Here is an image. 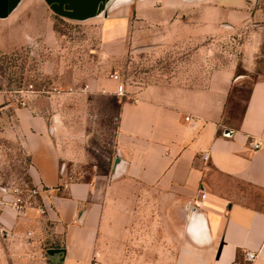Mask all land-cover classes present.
Returning <instances> with one entry per match:
<instances>
[{
	"label": "crops",
	"instance_id": "1",
	"mask_svg": "<svg viewBox=\"0 0 264 264\" xmlns=\"http://www.w3.org/2000/svg\"><path fill=\"white\" fill-rule=\"evenodd\" d=\"M127 3H106L104 44L125 40L133 16L167 31L191 13L208 17L212 30L264 21V0ZM56 12L47 0H18L0 17V56L50 45ZM237 68L231 62L202 85L156 83L129 97L103 79L50 98L29 95L25 106L0 91V140L19 145L29 183L41 190L19 209L0 204V264H264V74L231 124ZM102 114L115 119L106 171L94 129Z\"/></svg>",
	"mask_w": 264,
	"mask_h": 264
},
{
	"label": "rangeland",
	"instance_id": "2",
	"mask_svg": "<svg viewBox=\"0 0 264 264\" xmlns=\"http://www.w3.org/2000/svg\"><path fill=\"white\" fill-rule=\"evenodd\" d=\"M126 1L135 4V0ZM105 9L85 19L58 12L48 15L54 23L55 40L50 45L34 42L2 54L0 91L16 99L21 94L13 90L33 84L36 91L45 92L29 95L50 98L54 96L50 92L54 87L79 88L102 79L113 80L118 88L119 82L112 78L117 73L125 86V97H129L140 88L156 83L202 85L210 71L236 62L237 72L243 78L232 90L226 118L231 124L238 123L253 81L264 74V21L251 20L240 26L223 23L221 30H212L208 17L203 20L191 13L184 15V23L180 19L177 26L167 31L166 25L138 26L133 16L128 37L106 45ZM203 22L206 24H200ZM101 117L94 129L100 137V165L106 171L113 162L106 157L113 155L115 119L109 120L106 114ZM27 167L28 157L19 145L0 140V204H11L9 195L14 188L32 186Z\"/></svg>",
	"mask_w": 264,
	"mask_h": 264
},
{
	"label": "built area",
	"instance_id": "3",
	"mask_svg": "<svg viewBox=\"0 0 264 264\" xmlns=\"http://www.w3.org/2000/svg\"><path fill=\"white\" fill-rule=\"evenodd\" d=\"M112 78L116 81H118V90L117 93L121 96H125L126 95V90H125V86L123 83H121V78L119 76V74H113ZM86 89V86L84 87V90ZM14 93L16 94H21L20 98H16V100L18 101V103L21 106H25L26 102H27V98L29 96L30 93L32 92H39V93H43L45 92L44 90H35L33 84H29L27 88H21V89H17V90H13ZM13 91H9V92H13ZM53 93H59L61 92V89L58 87H54L52 88ZM262 144L258 141H254L253 142V146L254 148H259ZM205 159L209 158L208 154H205L203 156ZM41 190L38 187H34V186H25L23 188H14L11 192L12 195L15 196L14 200L11 201V204L14 208L19 209L22 205L26 204L32 197L37 196L38 194H40ZM206 194L203 193V197H205ZM257 254L255 252H251V251H247L245 252V257L252 261L256 258Z\"/></svg>",
	"mask_w": 264,
	"mask_h": 264
},
{
	"label": "water",
	"instance_id": "4",
	"mask_svg": "<svg viewBox=\"0 0 264 264\" xmlns=\"http://www.w3.org/2000/svg\"><path fill=\"white\" fill-rule=\"evenodd\" d=\"M6 1L7 0H0V4L4 6V8L0 7V16H4L18 0H10V7L7 6L5 8L4 4ZM107 1L108 0H47L58 13L75 19H85L97 15L99 12L103 11ZM59 251V249H49L48 253L54 254Z\"/></svg>",
	"mask_w": 264,
	"mask_h": 264
}]
</instances>
